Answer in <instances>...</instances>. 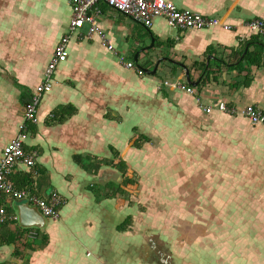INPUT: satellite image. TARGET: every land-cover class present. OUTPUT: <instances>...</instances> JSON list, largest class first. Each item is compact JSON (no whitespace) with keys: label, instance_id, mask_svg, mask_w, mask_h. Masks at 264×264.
<instances>
[{"label":"crops","instance_id":"1","mask_svg":"<svg viewBox=\"0 0 264 264\" xmlns=\"http://www.w3.org/2000/svg\"><path fill=\"white\" fill-rule=\"evenodd\" d=\"M169 1L231 28L160 16L145 27L97 2L100 34L72 35L29 126L35 164L7 175L37 197L57 193L58 215L0 228V264H264V126L216 107L264 113L262 35L247 26L264 0ZM71 15L67 0H0V154ZM119 56L156 69L139 75ZM1 202L16 216L15 199Z\"/></svg>","mask_w":264,"mask_h":264},{"label":"built area","instance_id":"2","mask_svg":"<svg viewBox=\"0 0 264 264\" xmlns=\"http://www.w3.org/2000/svg\"><path fill=\"white\" fill-rule=\"evenodd\" d=\"M114 10L125 14L134 21L149 27L154 17H163L172 28H206L214 25H221L225 29L231 28L229 24L220 22V19L214 16H208L189 8L176 6L169 0H102ZM72 9V15L65 32L60 36L55 44L52 55L47 62L41 81L35 86L30 95V102L27 103L22 114V120L18 123L15 134L2 146L0 154V224L5 220L15 219V215L7 213L5 205L1 202L3 194L12 197L15 200H27L31 204L38 206L42 214L46 217H57V205L62 202L61 197L51 192L47 198H40L27 189H18L7 179V175L22 166L31 167L35 164L36 152H26L24 145L29 135V125L37 121V107L42 94L49 90L54 81V71L56 66L65 61L68 55V42L70 37L79 31L84 25H87V34L99 33L96 25L95 16L100 13L97 7L98 0H67ZM249 29L262 35V44L264 46V13L247 22ZM102 43L107 49L112 50L113 46L103 35H100ZM119 63L128 68H133L137 74L141 75L142 69L135 65L133 61H125L119 56ZM164 85L176 87L188 93H193V87L183 81L171 82L168 79L163 80ZM216 107L230 114H240L246 117L252 124H262L264 126V113L255 105L248 104L239 109L228 107L223 101H219ZM206 112L211 110L210 106L204 108ZM28 237L35 238L36 232L29 231Z\"/></svg>","mask_w":264,"mask_h":264},{"label":"water","instance_id":"3","mask_svg":"<svg viewBox=\"0 0 264 264\" xmlns=\"http://www.w3.org/2000/svg\"><path fill=\"white\" fill-rule=\"evenodd\" d=\"M149 46H151V45H149ZM149 46H147V47H149ZM179 64L184 68V72L186 75L187 82L189 84L196 85L195 82H193L192 80L189 79L188 70L185 67V65L183 63H179ZM140 68L143 69V67H141V66H140ZM155 69H156V66L152 70H149L147 68H144L143 70L147 73H153L155 71ZM30 100H31L30 96L25 98V101L22 104L23 111H24L27 103L30 102ZM16 201L17 200H15L13 206H14V209L16 210V220H17L19 226L24 227V228H30V227L41 228V227H43V222H44L45 216L42 214V212L40 211L38 206H36L35 204L29 203L27 200H23V201H19V202H16Z\"/></svg>","mask_w":264,"mask_h":264},{"label":"trees","instance_id":"4","mask_svg":"<svg viewBox=\"0 0 264 264\" xmlns=\"http://www.w3.org/2000/svg\"><path fill=\"white\" fill-rule=\"evenodd\" d=\"M98 4H103V5H106V3H104L102 0H98ZM30 126V125H29ZM132 143H134V142H132ZM79 162H84V160L83 159H80L79 160ZM113 164V163H112ZM116 165H119L120 167H122V169H123V174H124V176H125V179L127 180V183L129 184V186L127 185V187L128 188H134L135 187V182L132 180V175H133V173L130 171V168L128 167V165H126V164H124V163H121L120 161H118L117 163H116ZM132 186V187H131ZM5 208H6V210H7V213L8 214H10V212L11 211H9L10 209L9 208H7L6 206H5ZM11 215H15V214H11ZM10 222H16V220L15 219H11V220H5V222H3V223H1L0 224V228H2V227H4V226H8V223H10ZM20 230H22V231H28V230H30V229H26V228H20ZM37 231V234L39 235V233H38V230H36ZM38 235H37V237H36V239H38ZM42 238H43V240L45 241V239H46V237L45 236H42ZM35 239V240H36ZM34 240V241H35ZM33 242V241H32Z\"/></svg>","mask_w":264,"mask_h":264},{"label":"rangeland","instance_id":"5","mask_svg":"<svg viewBox=\"0 0 264 264\" xmlns=\"http://www.w3.org/2000/svg\"><path fill=\"white\" fill-rule=\"evenodd\" d=\"M71 37H72V36H71ZM71 37H70V38H71Z\"/></svg>","mask_w":264,"mask_h":264}]
</instances>
